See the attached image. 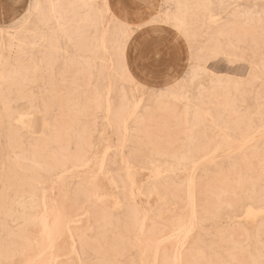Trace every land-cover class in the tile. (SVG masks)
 <instances>
[{
    "label": "rangeland",
    "instance_id": "374dc122",
    "mask_svg": "<svg viewBox=\"0 0 264 264\" xmlns=\"http://www.w3.org/2000/svg\"><path fill=\"white\" fill-rule=\"evenodd\" d=\"M84 1L61 0L62 22L49 0L0 6V264H152L157 246L158 264H264V0H212L216 23L207 0H162L153 25L122 21L116 0ZM78 27L95 54L77 51ZM110 85L116 107L144 97V119L126 133L104 117L99 92ZM169 90L186 97L165 98ZM106 145L119 187L98 171ZM182 153L185 165L156 176L152 160ZM85 154L95 162L61 180L52 171ZM125 159L141 187L135 197ZM191 178L196 214L183 239L175 233L191 219ZM249 207L263 212L248 220ZM59 212L76 251L66 222L46 251L40 220Z\"/></svg>",
    "mask_w": 264,
    "mask_h": 264
},
{
    "label": "bare ground",
    "instance_id": "6f19581e",
    "mask_svg": "<svg viewBox=\"0 0 264 264\" xmlns=\"http://www.w3.org/2000/svg\"><path fill=\"white\" fill-rule=\"evenodd\" d=\"M84 3L89 4V1L88 0H85ZM219 3H220V5H223V4H225V1L224 0H220ZM49 5H50V11H51L52 15L56 18L57 21L60 20V22H62L61 21L62 20V7H61L62 6V2H61V0H49ZM213 5H214V2L212 0H207V4H206L205 7H209L210 8L209 15H208L209 22L216 23V22L219 21V17H218L219 13L218 12L215 13V12L212 11L211 7ZM40 6H41V4L37 5L36 8H40ZM224 8H228V6H225ZM221 13H222V11H220V14ZM59 15H60V18H59ZM93 23H94V21L92 20V23L91 24H93ZM176 23L182 29L184 27V25H185V20H182L181 17L177 16L176 17ZM130 32L131 33L133 32L132 29H131ZM76 34L79 37V41H80V48H78V50H77L80 53V55L84 56V52H86V51H90V52H92V53L95 54L96 53V49H94V48L96 47L97 43H95V44L88 43L87 42V39H86V35L84 34V31L82 30L81 27H78V29L76 31ZM101 43H102L101 44L102 45V49L107 53L108 50H109V47H108L107 42L102 40ZM64 52L68 54L69 53V50L66 49V48H64ZM81 52H83V54H81ZM89 58L92 61L95 60V57L94 56H91ZM125 69H126V66H125ZM127 69H126V71H127ZM205 69H206V67L201 68V66L200 67H197V68H194V70H195L194 71V75L197 76V73H199L200 71H204ZM232 84H235V83H232ZM236 87H237V85H236ZM112 92H113V87L111 85L110 86H107L102 92H99L101 94L100 96H102L103 99H104V104H105V106H104L105 116L104 117L111 124H116L118 127L122 125L123 126V129H124V131L126 133L129 130V122H130L131 119H136L135 120L136 122H141L144 119V116L145 115H143V114L142 115H138L139 110H140V108L143 105L144 97H140V98L135 99L130 106L127 105V104H122L119 107H116L113 104V102H112ZM164 97L165 98L175 99V100H179L180 101V100H183L186 96H185V93L182 92V91L169 90L167 93H165ZM187 104H188L187 105V108L188 109L196 106V105H192L190 102H187ZM26 119H27L26 118V115H22V116L19 117V121L21 123H23V124H26L27 123ZM28 125L31 126L32 124L28 123ZM49 125L50 124H48L47 121L45 120L44 121V127L47 128V127H49ZM260 136H262V135H260ZM243 141H247V139L246 140H243ZM125 144H126V139H123L121 141V144L118 146V148L120 150H122L124 148ZM89 147L90 148H93V146L91 144L89 145ZM110 147H111L110 145H106L104 147L105 148V152L102 154L101 158L98 160V163H97V165H98V171L100 173H104V175L106 176L108 182L111 185H113L115 187H119V183H118L117 178L113 177L112 175H109L108 169H106V166H107V163H106L107 150ZM217 150H219V146L218 147H215V149H214V151H217ZM190 157H191L190 154H187V153L172 154L170 160H165V161L161 162L160 159L159 160H156L155 159V160H152L151 163L154 164V166L156 168V176H159L163 171L175 172L176 170H178L180 168L179 166L185 165L187 163V161L190 159ZM94 162H95L94 161V157L87 156V154H85L84 156L75 157V158H72V159L71 158L66 159L63 162L60 161L59 162V165H57L56 167H54L52 171L54 172L58 168H60V176L59 177H60V180H61L65 176V173H73L75 170H79V169H81L83 167H87V166L93 164ZM35 163H37L38 165H41V161L40 160H35ZM122 163L124 164V168H125V172H126V177H127L128 181H129V183L131 185V195H132V197H135L136 196V193H140V194L142 193L141 187L138 185L137 179L134 176V174L132 173V170L134 169V166L135 165L130 160H126V159L125 160H122ZM162 164L168 165L170 167L167 168V169H165V170H163ZM193 183H194V180L191 178L190 179V182H189V185H188V188H189L188 189V194H189L188 195L189 196V200L188 201H190V205H192L191 219H189V221H187L185 223L180 224L176 228L177 230H176V233H175V234L180 235L181 237H182V234H183V237H184L183 239H185L186 237L188 238V235H190V233L194 229V223H193L194 220L193 219L195 218V214L196 213H195V208H194V206H195V199H194L195 198V191H194V188H193ZM100 200H102V199L100 198ZM114 202H115L116 208L119 210L122 207L120 201L117 200L116 198H114ZM261 212H263L262 209H256L254 207H249L246 210L245 217L248 220H254L255 217L258 216ZM59 213L60 214H57L56 213L55 217L52 220V223H50V218H49L48 215H43L42 218H41V220H40L41 225H42V232L46 236V239L48 241V244L46 246V247H48V249H46V251L49 250V247L50 248L55 247L54 246L55 244H54L53 236L56 233V231L59 229V227H60V232H57V234H60L62 232V225L65 222H66L65 223V225H66L65 229H68V231H69V238H70L71 250L72 251H76V245H77L78 242H77V239L75 238L74 233L68 227V224H69L70 220H68L67 216L66 217H63V215H62L63 213H61V212H59ZM143 222H144V220H143ZM176 236L177 235H175V237ZM177 238H180V237H177ZM147 241H148V239H147ZM149 241L151 242L152 240L149 239ZM147 245H149V244H147ZM153 245H154V243H153ZM146 249H147V247H146ZM146 249H145V253H146ZM177 250H176V253L178 252ZM158 253H159V247L157 246L156 251L154 253L155 254V259L153 258L154 259L153 260L154 262H152V264H158V262H157L158 261ZM44 255L47 256V254H45V252H44ZM41 256H42V254H41ZM180 256H181V253L179 251L178 252V255H177V257L175 259L178 260L180 258ZM51 257H53V256L51 255ZM57 257H58V254L55 255V257H54L55 260L57 259ZM43 261L41 259V262L42 263H43ZM49 261L51 262V260H49ZM41 262H38V263H41ZM45 262H47V261H45ZM176 262H178V261H176ZM176 262L174 261L175 264H176Z\"/></svg>",
    "mask_w": 264,
    "mask_h": 264
},
{
    "label": "crops",
    "instance_id": "0c3cea01",
    "mask_svg": "<svg viewBox=\"0 0 264 264\" xmlns=\"http://www.w3.org/2000/svg\"><path fill=\"white\" fill-rule=\"evenodd\" d=\"M162 0H116L114 5V13L122 21L127 23H140V24H151L161 10ZM7 4L17 7L22 4L21 0H6ZM3 4V0H0V6ZM11 9V10H12ZM1 13V10H0Z\"/></svg>",
    "mask_w": 264,
    "mask_h": 264
},
{
    "label": "snow or ice",
    "instance_id": "6c2138e0",
    "mask_svg": "<svg viewBox=\"0 0 264 264\" xmlns=\"http://www.w3.org/2000/svg\"><path fill=\"white\" fill-rule=\"evenodd\" d=\"M125 30L130 31V29H128L127 26H125ZM152 71H153L154 76L162 75V69H160V68H153Z\"/></svg>",
    "mask_w": 264,
    "mask_h": 264
}]
</instances>
